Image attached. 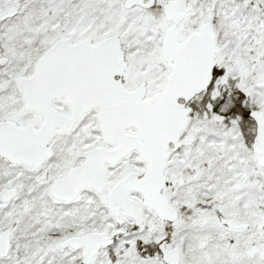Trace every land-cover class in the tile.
Segmentation results:
<instances>
[{
    "label": "snow or ice",
    "instance_id": "snow-or-ice-1",
    "mask_svg": "<svg viewBox=\"0 0 264 264\" xmlns=\"http://www.w3.org/2000/svg\"><path fill=\"white\" fill-rule=\"evenodd\" d=\"M0 264H264V0H0Z\"/></svg>",
    "mask_w": 264,
    "mask_h": 264
}]
</instances>
